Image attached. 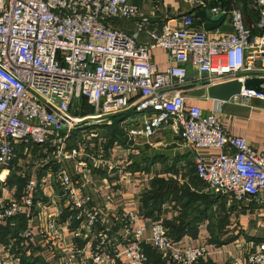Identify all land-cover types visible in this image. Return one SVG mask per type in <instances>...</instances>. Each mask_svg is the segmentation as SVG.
<instances>
[{"label": "built area", "instance_id": "obj_1", "mask_svg": "<svg viewBox=\"0 0 264 264\" xmlns=\"http://www.w3.org/2000/svg\"><path fill=\"white\" fill-rule=\"evenodd\" d=\"M163 1L153 0L155 8ZM178 1L205 6L204 0ZM248 2L258 10L254 23V29L261 32L258 37L251 36L240 10H210L228 16L231 33L169 24L146 31L149 18L130 0H0V187L7 181L3 172L20 160V146L31 147L30 154L22 153L30 162L40 163L36 159L42 152L57 161L82 159L78 161L82 166L86 159L120 171L122 164L103 148L91 152L84 143L69 150L66 140L75 128L110 125L116 117L135 112L139 114L135 119L119 123L130 145L169 127L193 148L194 173L212 196L228 204L247 198L258 201L264 194V151L257 153L245 139L226 133L217 107L204 115L197 105H188V91L182 90L204 82L264 78V68L256 67L264 58V0ZM114 20L133 22L134 33L115 28ZM141 33H146L144 43L139 41ZM154 50L168 57L163 72L152 73L150 53ZM238 97L263 100L264 94L243 91L233 99ZM78 101L91 111L80 115L83 107ZM96 130L88 134L93 137ZM33 148L38 149L34 156ZM200 149L220 153L207 163ZM54 182L77 224L70 230L67 250L62 249L65 239L56 226L57 215L46 214L38 230L60 264H118L122 259L127 264H148L146 243L171 264H196L211 254L206 246L179 249L160 222L153 224L151 237L145 240V228L132 212L103 216L63 167ZM38 189V181L30 175L19 199L0 201V223L30 211ZM108 222L121 226L124 236L109 228ZM84 230L93 238L81 245L86 241ZM17 238L20 246H26L33 233L27 228ZM14 243L7 244L0 264H22L20 254L13 251ZM246 264H264V245L247 255Z\"/></svg>", "mask_w": 264, "mask_h": 264}, {"label": "crops", "instance_id": "obj_2", "mask_svg": "<svg viewBox=\"0 0 264 264\" xmlns=\"http://www.w3.org/2000/svg\"><path fill=\"white\" fill-rule=\"evenodd\" d=\"M204 2L205 6L201 7L178 0H164L156 9L153 0H130L149 18L146 31L160 30L164 24H169L172 28L219 29L231 33L228 16L210 12L217 7L222 11L240 10L243 23L252 29L251 36H260L261 32L254 29L258 10L248 0ZM183 17H187L188 21H182ZM112 25L127 34L134 33L133 22L114 20ZM139 41L146 42V33L139 35ZM167 66L168 57L163 51L154 50L150 53L152 73L163 72ZM256 67L264 68V58L256 63ZM188 93V105H197L204 115L217 107L219 123L226 133L245 139L257 153L264 151V99L238 97L219 103L210 100L203 88ZM122 138L125 139V145L118 146L115 141L113 145L103 146L109 157L122 164L118 172L86 159L82 166L78 164L82 159L57 161L50 153L42 152L37 154L40 156L36 159L41 160L40 163L30 162L24 156L25 152L30 154L31 147L20 146V160L3 172L7 181L3 188L0 187V201L19 199L30 175L38 181L39 189L30 211L0 223V259L4 256L7 244L15 240L17 249L13 251L20 254L22 264H60L49 241L38 232L44 225L46 214L57 215L56 226L62 229L65 239L62 249L67 250L70 246V230L77 224L54 182L60 167L79 182L85 195L91 199L90 205L103 216L112 218L122 212L136 214L138 224L145 228V240L150 239L153 224L160 222L167 231L172 227L177 233L178 237L173 238V241L179 249L206 246L210 256L196 264H246L247 255L264 245V194L258 201L247 198L233 204H228L224 198L213 197L194 173L193 148L183 144L169 127L150 139H137L134 145ZM35 150L38 152L37 148H33V152ZM198 153L209 163L220 151L200 149ZM155 180L172 183L177 197L171 194L157 202H147L144 206V197L152 191ZM107 226L119 236H124V229L116 222H108ZM27 228L31 229L33 239L26 246H20L17 236ZM90 233L84 230L86 241L81 245L92 241ZM144 252L148 264H171L161 259L149 243L144 245ZM118 264L127 262L122 259Z\"/></svg>", "mask_w": 264, "mask_h": 264}, {"label": "rangeland", "instance_id": "obj_3", "mask_svg": "<svg viewBox=\"0 0 264 264\" xmlns=\"http://www.w3.org/2000/svg\"><path fill=\"white\" fill-rule=\"evenodd\" d=\"M188 94L190 95V93H187V95ZM78 102H81V107H83L80 115L88 114L91 111V109L83 101H78ZM136 116H139V114L135 112H129L122 116L116 117L114 123L112 122V124L110 125L101 126L96 124L81 128L87 132L86 134H88L92 130L97 129L98 134H94L93 137H91L90 134L88 135L84 134L85 132L81 133L80 128H75L73 131H71L68 139L66 140L67 149L69 150L79 149L81 148V145L85 143L86 144L85 147L87 149H89L91 152L97 153L96 150L101 149L103 146L107 147V145L108 146L113 145L115 141L117 142L118 146L125 145V141H124L125 139L123 140L122 138V136L125 138V134L119 128V123L121 120L126 118L135 119ZM36 151L37 150L33 152V156L36 154Z\"/></svg>", "mask_w": 264, "mask_h": 264}, {"label": "water", "instance_id": "obj_4", "mask_svg": "<svg viewBox=\"0 0 264 264\" xmlns=\"http://www.w3.org/2000/svg\"><path fill=\"white\" fill-rule=\"evenodd\" d=\"M199 88H203L205 90V93L210 100L223 103L229 102L233 98L241 95L243 91H252L256 94H264V78H246L243 82L236 79L217 84L204 82L186 86L182 88V90L191 91Z\"/></svg>", "mask_w": 264, "mask_h": 264}, {"label": "trees", "instance_id": "obj_5", "mask_svg": "<svg viewBox=\"0 0 264 264\" xmlns=\"http://www.w3.org/2000/svg\"><path fill=\"white\" fill-rule=\"evenodd\" d=\"M171 194H172V197L173 195L175 198L177 197V194L175 193V191H173L172 183L167 184L165 181L155 180L153 183L152 191L146 194L144 197L143 205L145 206L147 202H151V203L157 202L158 199L161 200V199L167 198ZM168 234L172 239L178 237L177 233L174 232L172 227H169Z\"/></svg>", "mask_w": 264, "mask_h": 264}]
</instances>
